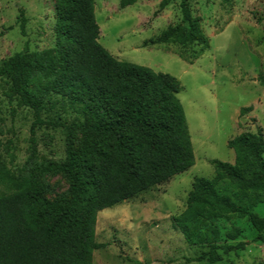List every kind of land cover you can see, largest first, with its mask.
I'll list each match as a JSON object with an SVG mask.
<instances>
[{
  "label": "trees",
  "instance_id": "1",
  "mask_svg": "<svg viewBox=\"0 0 264 264\" xmlns=\"http://www.w3.org/2000/svg\"><path fill=\"white\" fill-rule=\"evenodd\" d=\"M141 0H120L126 9ZM192 0H181V23L151 45L176 42L209 46ZM171 0H162L164 10ZM26 18L21 11L24 33ZM55 45L43 52L27 48L0 63V90L34 113L29 157L19 174L0 158V264H92L98 214L171 181L195 166L182 85L170 74L120 61L100 43L95 0H55ZM147 46L145 43L144 47ZM262 79V78H261ZM264 84V80L261 81ZM60 103L79 114L65 130V159L40 160L36 130L59 126L42 118ZM240 110V116L251 111ZM234 163L213 161L212 179L196 178L186 208L171 218L174 231L192 246L207 247L196 262L216 264L245 251L243 229L221 226L236 218L264 244V132H244L228 142ZM61 175L68 195L50 199L47 176ZM236 244H227L228 242Z\"/></svg>",
  "mask_w": 264,
  "mask_h": 264
},
{
  "label": "rangeland",
  "instance_id": "2",
  "mask_svg": "<svg viewBox=\"0 0 264 264\" xmlns=\"http://www.w3.org/2000/svg\"><path fill=\"white\" fill-rule=\"evenodd\" d=\"M99 43L120 61L148 67L178 79V95L194 148L196 163L189 171L137 199L98 214L96 241L108 247L96 251L92 264H209L196 262L207 247L189 245L172 228L171 218L184 212L196 178L215 176L213 161L234 163L228 142L244 132H264V0H192V15L201 21L209 46L185 48L176 42L151 45L162 32L181 23V0H141L126 9L120 0H95ZM21 11L26 25L20 27ZM55 0H0V63L26 48L43 52L55 45ZM145 43L147 46L144 47ZM262 78V79H261ZM0 90V158L15 174L29 157L34 113ZM251 111L240 116V110ZM79 114L60 103L47 106L42 118L69 125ZM36 130L40 160L65 159L62 126ZM50 199L68 195L61 175L47 176ZM254 211L264 217V204ZM221 226L243 229L250 244L245 251L224 255L216 264H264V244L253 243L256 233L246 221L233 218ZM227 244H236L237 242Z\"/></svg>",
  "mask_w": 264,
  "mask_h": 264
}]
</instances>
